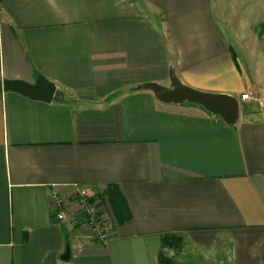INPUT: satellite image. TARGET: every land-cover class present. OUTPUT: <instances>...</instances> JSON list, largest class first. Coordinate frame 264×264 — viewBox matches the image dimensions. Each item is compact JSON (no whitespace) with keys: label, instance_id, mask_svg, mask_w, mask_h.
Returning a JSON list of instances; mask_svg holds the SVG:
<instances>
[{"label":"crops","instance_id":"obj_1","mask_svg":"<svg viewBox=\"0 0 264 264\" xmlns=\"http://www.w3.org/2000/svg\"><path fill=\"white\" fill-rule=\"evenodd\" d=\"M171 73L236 122L142 87ZM0 86V264H264V0H0ZM78 188L104 242L55 215Z\"/></svg>","mask_w":264,"mask_h":264},{"label":"water","instance_id":"obj_2","mask_svg":"<svg viewBox=\"0 0 264 264\" xmlns=\"http://www.w3.org/2000/svg\"><path fill=\"white\" fill-rule=\"evenodd\" d=\"M1 87V86H0ZM142 87L152 90L153 94L163 102L181 103L188 101L199 104L212 114L218 115L227 124H233L238 119L239 108L235 97L228 94H214L196 90L180 82L171 73L170 84L167 86L148 82ZM3 90L18 91L34 99L50 101L55 92V84L43 76H37L34 83L22 80H5ZM68 252V250H66Z\"/></svg>","mask_w":264,"mask_h":264},{"label":"built area","instance_id":"obj_3","mask_svg":"<svg viewBox=\"0 0 264 264\" xmlns=\"http://www.w3.org/2000/svg\"><path fill=\"white\" fill-rule=\"evenodd\" d=\"M241 98L244 99H250V96L247 92H244L241 94ZM81 192L84 194L85 191L81 190ZM85 201H82V203H77L78 210H80V214H78L80 222L86 223L87 226L90 228V236H92V239L97 242H104L106 238L108 237L109 228L112 224L111 219H106L101 212V210L98 209L95 201L91 202L88 199V196L84 197ZM61 200L56 199L57 203H60ZM56 217L59 220L65 221L67 220V217L59 212Z\"/></svg>","mask_w":264,"mask_h":264},{"label":"rangeland","instance_id":"obj_4","mask_svg":"<svg viewBox=\"0 0 264 264\" xmlns=\"http://www.w3.org/2000/svg\"><path fill=\"white\" fill-rule=\"evenodd\" d=\"M81 190L85 191L86 193H82ZM71 196L68 200H61L60 203L55 202V207L56 209L54 210L55 215H57L59 212L63 213L67 219L70 217H76L78 214H80V210H78V205L77 203H82V201H85L86 196H88V199L91 202L96 203L97 207L101 212L103 213L104 217L106 219H111V214H110V202L108 203L106 199L103 196L102 188H78V189H73L71 191ZM112 220V219H111ZM113 221V220H112ZM79 225H82V228L85 230V232L89 235V237L92 239V236H90V228L87 226L86 223L80 222Z\"/></svg>","mask_w":264,"mask_h":264}]
</instances>
